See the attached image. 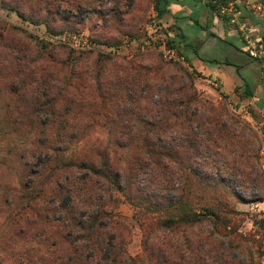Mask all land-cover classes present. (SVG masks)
Returning a JSON list of instances; mask_svg holds the SVG:
<instances>
[{"label":"rangeland","instance_id":"374dc122","mask_svg":"<svg viewBox=\"0 0 264 264\" xmlns=\"http://www.w3.org/2000/svg\"><path fill=\"white\" fill-rule=\"evenodd\" d=\"M207 2L159 16L155 0H0V264H48L56 241H76L58 221L67 179L88 176L98 186L78 214L113 211L100 225L135 264H264V61ZM82 32L91 49L71 46ZM103 153L123 192L86 169ZM204 205L218 226L168 222Z\"/></svg>","mask_w":264,"mask_h":264},{"label":"trees","instance_id":"16d2710c","mask_svg":"<svg viewBox=\"0 0 264 264\" xmlns=\"http://www.w3.org/2000/svg\"><path fill=\"white\" fill-rule=\"evenodd\" d=\"M170 1L171 0H155L154 7L159 16H162L167 12ZM213 1L214 0H208L207 5L212 11H217V6L215 3H213ZM260 2L264 4L263 0H260ZM261 39L262 41H264V37H261ZM170 44L175 47L173 42L170 41ZM145 152L148 155L147 150ZM151 153L152 150L150 149V154ZM102 155L105 158V161L101 169L100 167L96 169L97 166L93 163H90L89 165L85 164L86 169L89 170V172L93 175L99 174L107 180L113 181V185L118 189H121V191L123 192V189L119 185L118 176L107 165V154L103 153ZM74 166L77 165L74 164ZM67 180L68 184H70V182H73L74 184L68 185L69 188L67 187V194L70 195V201L61 209L62 216L58 223L63 226V229L68 234V238L72 240L73 238H77V240L72 241L66 250H60L56 241L55 244L52 245L54 251L52 253L53 255L48 261V264H80L81 260L83 258H86V252H91V256L88 257V260L92 263L94 260L93 255H95V253L97 252L101 253L103 249H108L107 251L109 253V258L105 260L101 259L99 262L102 264L114 263L117 262L118 259L124 260L129 264H135L136 260H138L136 257L134 258L127 255L125 256V250L122 247V245L124 244L122 238H120V236L117 234H115L112 238L110 236V234L112 233H110L111 231L109 224H112L113 218L117 216L113 211L110 213L101 211L100 214L98 213L99 215H89L87 218L81 217L78 214V211L83 205H85L87 208L91 207L92 201H89L88 199L92 197L82 195L86 192L95 190L96 186H98V183L93 182V180L89 176L84 179H78V182L77 179ZM202 211L204 213H201L200 211L190 212L186 209H182L181 213L179 214L180 216L177 219H172L168 222L175 224L182 222L199 223L206 220L207 218L210 219L211 217H213V219L211 218V220L214 221L215 226H218V223L220 222V214L215 211V209H212L210 206L204 205L202 207ZM100 216L107 219L109 218V224H107L106 227L100 225L101 221L98 220V217ZM115 224L116 226L118 225L120 226V228H122L123 223L117 221V223L115 222ZM111 228H114V225ZM80 239L83 240V243L79 241Z\"/></svg>","mask_w":264,"mask_h":264},{"label":"built area","instance_id":"2783aa9c","mask_svg":"<svg viewBox=\"0 0 264 264\" xmlns=\"http://www.w3.org/2000/svg\"><path fill=\"white\" fill-rule=\"evenodd\" d=\"M213 3L216 4L219 15L240 36L248 56L263 61L264 41L253 31V24L255 19L263 13L264 4L260 0H214ZM58 38L49 37V40H59ZM71 46L76 50H88L93 47V41L88 34L77 33L72 36ZM122 48L127 50L128 43H124ZM163 54L169 60L186 61V57L173 48L164 47ZM260 155L264 166V141L261 143Z\"/></svg>","mask_w":264,"mask_h":264},{"label":"crops","instance_id":"0c3cea01","mask_svg":"<svg viewBox=\"0 0 264 264\" xmlns=\"http://www.w3.org/2000/svg\"><path fill=\"white\" fill-rule=\"evenodd\" d=\"M225 21V20H224ZM257 22V19H255V21H254V24ZM236 32V31H235ZM237 33V32H236ZM234 38L235 39H239V40H241L240 39V37H238V36H235L234 35ZM241 42H242V40H241ZM264 61V60H263ZM228 64V63H227ZM207 70L208 71V73L209 74H211V75H213L214 77H218V78H222L223 79V76H224V74H226V76H228V77H230V74L229 73H227V71H224V72H219V70H211V69H208V67H205L204 68V70ZM257 100H260L259 101V107L261 108V109H263L264 110V93H262V94H260L259 96H258V98H256ZM263 101V102H262Z\"/></svg>","mask_w":264,"mask_h":264}]
</instances>
